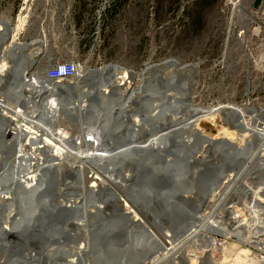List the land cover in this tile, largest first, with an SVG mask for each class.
Segmentation results:
<instances>
[{"label":"bare ground","instance_id":"1","mask_svg":"<svg viewBox=\"0 0 264 264\" xmlns=\"http://www.w3.org/2000/svg\"><path fill=\"white\" fill-rule=\"evenodd\" d=\"M231 4L234 9L244 13L237 0ZM43 41L41 38L28 43L18 41L11 34L8 23L0 19V83H4L0 89V108L11 110L10 107H12L7 115L16 119L17 125L11 123L9 127H13L15 134L27 136L24 134L27 133L29 141V148L24 147L22 143L16 144L18 147L14 148L13 157L11 159L6 157L8 160L2 165L5 166L3 172H0V207L4 206L7 209L2 215L0 246L6 237L13 241L12 248L9 250L16 258L12 263L25 264L28 261L26 257L19 256L23 244V246L30 245L32 248L29 253L34 261L31 264H90L88 255L91 244L79 243L77 239L66 242L61 234L66 228L70 234L81 236L82 233H87L92 228L98 229L97 223L99 222L97 221L100 220L105 222L103 226L121 229L125 232V243L119 240L117 244V241L112 240L110 245H117L123 253H127L129 260L132 258L145 259L146 256H150L146 264H157L161 259L171 255L174 260L184 258L187 263V252L180 253V251L186 244L194 243L191 248L204 255L203 259L198 257L200 262L221 264L211 262L208 255L216 244V239L212 234L217 233L224 237L230 235L221 227L217 228L218 225L213 226L216 219L218 221L224 217L222 214H228L226 223L231 228L244 227L246 232L251 233L248 246L257 248L263 253L253 258L248 253L249 251H244L245 260L240 264H264V245L259 240V237L264 234V181L255 186L251 185L253 181H258V179L252 180L254 174L257 175L261 171L264 175V169H260V166L264 165V155L259 149L255 150V155L254 153L252 155L251 150L254 149L250 147L246 154L242 153L243 148L240 151L239 147L227 139L215 140L204 137L197 123L191 120V116H212L220 106L208 108L191 104L189 86H193L194 80L190 76L194 71L193 66L147 65L141 73H136L119 68L117 65L107 64L98 69H81L77 80L66 88L53 85L44 77H40L38 73L31 72L38 56L43 52ZM21 51L27 52V55L20 54ZM19 66L21 70H18ZM183 75H186L185 80ZM136 78L139 79L140 85L137 88L128 89L130 80ZM147 86L152 88L149 95ZM72 89L79 91V94L63 102L62 97L69 95V90ZM95 95L99 96L98 103L106 110V115L108 113V119L99 114L103 111L92 115L93 108H90L87 111L89 116L86 117L89 119L84 123L82 112L86 110L90 97ZM13 96H16L18 101L12 99ZM147 101H149V106H146ZM226 109L232 115L237 116L236 121L240 123L238 126L240 125L241 129L245 128L246 131L257 136L261 134L260 140L264 142V133L253 132L246 122L241 121L244 116H247L244 111L235 105ZM261 112V118L254 117V122L251 121L252 127H255L256 123L264 124V110L261 109ZM113 114L116 116L113 117ZM59 117L68 120L71 124H78L81 134L77 140L72 139L65 131L59 129L58 132L51 131L50 126ZM44 119L46 122L40 125ZM164 126H170V128H167L165 133L158 134L161 127L166 129ZM119 129L120 131L117 132ZM125 129L131 130L129 139L120 137ZM153 129L159 132L150 136L149 133ZM10 133L9 131L8 134ZM144 138H148L149 141L145 139L139 143L140 145L135 144L137 139ZM169 141L172 142L171 149H185L193 173L197 168L209 166L218 170V177L208 192H202V186L199 189L195 187V189L193 185H190L191 187L180 194L174 193L177 201H182L184 204L182 206V203H179L178 211L192 219L190 220L192 222L189 225L184 222L185 228L179 234H171V236L168 234L163 238L152 233L153 231L151 232L145 226L137 214L140 213L147 220L153 221L157 227L169 225L165 220L155 218L150 213L154 206L162 202L163 196L160 194L153 198L156 201L155 204L149 198L146 203L145 199L149 197L146 196L147 193H139L131 187L138 163L144 160L145 155L141 152V154L130 156V147L146 145L152 151L159 152L157 146L166 149V143ZM68 154L74 155L75 160L72 161ZM251 158L255 163L251 162ZM145 159L148 160V158ZM164 161H169V158ZM240 161L246 163L239 165ZM62 162H69L64 166L75 181L64 183L69 190L61 191V195L58 194V196L52 191L53 196L48 198V195L42 194L47 189L44 176L47 177L51 171L58 174ZM146 164H150L149 160ZM233 166L238 171L234 175H229L223 189L216 195L214 190H216L217 183L227 170H233L231 168ZM85 168L89 173L85 174V177L88 176L91 181L88 184L84 183L82 178ZM64 171L61 170L62 173ZM229 190L234 193V198L247 197L252 207L255 208V211L249 213L247 223L242 222L240 216L235 213H230L231 205L225 203ZM193 193L202 198L196 207L193 205L196 202L195 199V202L191 204L187 199ZM214 194L217 204L211 202ZM58 197L62 198L58 199ZM169 197L171 198L172 195ZM174 199L172 197L173 201ZM203 199L207 200V204L211 203L207 207L210 213L202 212L195 218L196 213L193 215L192 209L196 208V212H201ZM47 203L51 207L67 208L72 213L70 219L58 224L51 234L48 232V227H41L35 221V216L41 210L40 206ZM17 210L22 211V216L25 217L22 219L24 222L19 218L11 221L13 213L15 215ZM130 216L135 219L131 221ZM137 228L140 231H137ZM176 228L178 229L177 226ZM27 230L37 237L33 244L23 243V233ZM96 232L98 234V230ZM129 238L135 240L136 244L129 246L128 241L126 242ZM36 242H40L39 245H35ZM97 244L95 246L94 243L91 247L101 249L102 246L99 247ZM155 246L156 248L153 249ZM159 251L165 253L160 258L157 255ZM127 262L122 259L116 264H127ZM190 264H193V261Z\"/></svg>","mask_w":264,"mask_h":264},{"label":"rangeland","instance_id":"2","mask_svg":"<svg viewBox=\"0 0 264 264\" xmlns=\"http://www.w3.org/2000/svg\"><path fill=\"white\" fill-rule=\"evenodd\" d=\"M233 1L235 0H111L110 3H107L106 9L101 13L98 34L96 39H94L93 34L96 32V20L93 19L94 13L103 0H75L76 3L81 2L82 7L78 13L72 15L70 21L71 25L72 22L75 25L76 36L83 37L81 44L85 45V49L78 52H51L44 51L43 49L31 72L34 74L38 73L40 77H44V72L47 67L56 60L65 59L76 60L82 69H98L107 64H112L136 73H141L147 65H166L170 67L193 66L194 71L190 76L194 81L193 86H189V101L191 104L208 108L220 106L218 111L212 116H191V120L197 123L204 137L215 140L227 139L237 147L240 146V143L244 142V137L250 142L255 140L258 142L262 135H258L260 138L257 139L258 137H255L249 131L241 129L238 126V121H236L237 116L229 113L230 111L226 108L235 105L244 111L247 116L250 115L252 117V115H256L255 118H261L262 116L261 109L264 110V91L259 88L261 81L258 79L257 69L264 60V4L261 3L258 8H255L253 7L252 0H237L240 7L243 8L244 13H241L233 8L231 4ZM16 7L17 0H0V19L4 22L6 21L11 27L13 26V18L16 14ZM41 18H43V15L37 19L38 24L29 32V36H19L17 40L20 39L22 42L26 41L28 43L29 41L38 39ZM81 26H83L82 29ZM48 31L49 33H56L54 29ZM54 40L56 39L53 37ZM20 54L27 55V52L21 51ZM3 70L5 71V68ZM18 70H21V66H19ZM185 78L186 75H183L184 80ZM139 85L138 78L130 80L128 89L137 88ZM3 86L4 83H0V89ZM166 90H169V88H166ZM77 94H79V91L76 89L69 90V95H63L62 101L66 102ZM12 99L17 100V97L13 96ZM115 116L116 114H113V117ZM251 121L252 123L254 122L253 117L250 118V124L247 123L250 127H252ZM45 122L44 119V121L40 122V125ZM234 125H237V127H234ZM50 128L53 132H58V129L65 131L72 139L76 140L81 134V129L78 124H71L62 117H59ZM165 128L163 129L161 127L158 134L165 133L170 126ZM119 131L120 129L117 132ZM120 137H123V135L121 134ZM145 139L149 141L148 138L137 139L135 144L140 145L139 143ZM255 146L252 143L253 149H255ZM157 147L159 152L164 150L159 146ZM238 149L241 151L242 147ZM251 152L252 155L256 153L255 150H251ZM1 154L3 155L1 156ZM12 156L13 154L10 151L7 152L1 149L0 172L5 167L2 165ZM73 156L69 155L72 161L75 160ZM253 160L251 158V162L255 163ZM68 163H60L61 170H65L63 173L60 170L58 174L56 173L57 175L53 171L50 172L51 175L49 174L53 186L51 192L53 191V194L56 196L58 194L61 195V191L64 192L69 188L64 183H73L75 181V178L66 170V166H64ZM239 163V165H244L246 162L240 161ZM194 167L197 166L194 165ZM231 168L233 170H227L222 179L217 183L216 190H214L216 195L223 189L224 183L229 175H234L238 171L234 166ZM260 169H264V165L263 167L260 166ZM258 173L257 175H253L252 180L258 179V181H253L251 183L252 186L264 181V175L261 171ZM85 174H89L86 168L83 171L84 177L82 175V178L83 182L88 184L91 181L88 176L85 177ZM114 174H116V170H114ZM208 183H210L209 180H205L203 184ZM189 185H193V188L196 187L198 189L201 187L195 185L193 182ZM215 194L211 202L217 204ZM234 196L232 190H229L225 197L226 202H224L226 205H231L230 213H235L240 216L242 222L247 223L249 221V213L255 211V208L252 207L247 197L238 199L237 197L234 198ZM61 198L58 197V199ZM149 199L155 204L156 201L153 198ZM187 199L190 204L196 200L195 204H193L195 207L202 201L201 196L194 193L190 194ZM206 202L207 200L203 199V205L201 204L200 207L201 212H196L195 218L199 213H210L207 207L211 203L207 204ZM1 207L4 208V206ZM120 207L123 208L122 205ZM154 208L158 212H162L164 209L162 202H159ZM137 214L145 226L151 232L153 231L152 233H156L159 237L168 234L171 236L172 233L167 225V227L165 225L157 227L153 221L147 220L140 213ZM222 215L224 217L218 221L215 218L216 221L213 222V226L216 227L218 225L217 228L221 227L224 231L230 233V235L224 237L221 234H212L216 239V244L208 255V259L211 262L240 264L245 260L244 253L248 251L253 258L263 255L259 249L248 246L251 233L246 232V229L242 226L239 228H231L226 223L228 214ZM130 218L131 221L135 219L132 216ZM190 220L186 222L187 225L192 222ZM97 222H99L97 223L99 228L105 224L104 221L98 220ZM176 226L174 227V235L184 230L185 223L180 222ZM139 228L136 230L140 231ZM61 236L64 237L63 239L66 242L77 239L79 243L92 244L94 240L95 246L97 242V245H100L99 243L104 239L97 233H93L92 229L87 233H82L81 236H76L67 232L65 228ZM259 240L264 245V234L259 237ZM12 242L9 237H6L4 243L0 246V264L9 263V261L16 258L14 254L10 253L11 250H9V248H12ZM30 243L33 244L34 242L32 241ZM39 243L36 242L35 245H39ZM41 243L44 244L43 242ZM193 244H186L180 251V253L187 252V263L184 261V258L174 260L171 255H168L165 259L157 262V264H190L192 261L193 264H204V261L200 262L201 260L198 258L200 256L203 259V253L191 248ZM24 246L22 244L19 256L26 257L28 264H31L34 261V258L29 253L32 248H30V245ZM95 246H90L89 249L90 254L88 257L90 256V264H101L107 259L108 254L112 250L109 248L104 249V247L99 250ZM155 248L156 246L153 249ZM16 253H19V251H16ZM10 254H12L11 260L9 259ZM164 254V252L160 251L157 253L159 258Z\"/></svg>","mask_w":264,"mask_h":264},{"label":"water","instance_id":"3","mask_svg":"<svg viewBox=\"0 0 264 264\" xmlns=\"http://www.w3.org/2000/svg\"><path fill=\"white\" fill-rule=\"evenodd\" d=\"M147 92L148 95L152 92V88L147 86ZM99 96H91L89 103H87V108L85 111L82 112L83 115V122L85 123L89 118H86L89 116L90 108H93L92 115L97 112L103 111L99 114H102L105 119H108V113L106 115V110L101 107L100 103H98L97 98ZM146 106H149V101L146 102ZM95 108V111H94ZM111 122V120H110ZM122 128V127H121ZM122 133L123 137L126 139H129L130 129L123 130ZM159 132L156 129L151 130L149 133L150 136H153L155 133ZM114 143V142H112ZM109 144H111L109 142ZM172 142L169 141L166 143V149L162 150L160 153L156 151H152L151 148L147 147L146 145L143 146H134L132 145L130 147V156H133L134 154H141V152L145 155V158H148L150 164H146L148 162L147 159L144 158V160H140L142 162L138 163L137 171L135 173V177L132 180L131 187L135 189V191L139 193H147L145 199V202H148V198H156L160 194L163 196L162 200V206L163 211L158 212L154 208L150 210V213L155 218H161L162 220H165L168 222V228L171 231L172 234H174V227L178 225L180 222H187L190 219L188 216H183L179 211L178 207H180L179 203H182V206H184L182 201H177L176 197H174V193H179L180 191H184L187 189L192 182L195 185L202 186L201 190L202 192H208L211 187L216 182V179L218 177L217 172L218 170H214L213 167L204 166L197 168L196 172L193 173L191 165L188 162V159L186 157L185 149L178 148V149H171ZM114 146V145H113ZM117 148L116 146H114ZM163 147V146H162ZM233 149V147H232ZM166 158H169V161L165 162L164 160ZM164 162V163H163ZM167 163V164H165ZM156 165V166H154ZM50 173L44 176L46 182H47V189L42 194L48 195V198H51L53 196L51 190L53 189L52 182H51V176H49ZM205 180H209L210 183H208L206 186L203 184ZM211 180V181H210ZM204 185V186H203ZM167 194V195H166ZM169 195H172L174 201L172 200V197L170 198ZM17 202V200H15ZM18 203V202H17ZM28 208V207H27ZM26 209V208H25ZM40 211L35 216V221L38 223L41 227H48L49 233H53L56 226L58 224H62L67 219H70L72 216L71 210L67 208H63L60 206H54L51 207L48 203L40 206ZM6 207H0V230H1V222H2V215H4V212L6 211ZM197 209L193 208L192 213L193 215L196 213ZM18 216V217H17ZM29 216H27L28 218ZM14 218L19 219H25L24 216H22V211L17 210L15 215L12 216V222ZM28 220V219H27ZM26 220V221H27ZM23 221V220H22ZM25 221V222H26ZM24 222V221H23ZM54 226V227H53ZM188 228V227H187ZM186 228V229H187ZM52 229V230H51ZM185 229V230H186ZM93 230V233H97L103 237V241H101L98 245L99 247L102 246L104 249H111L112 252L108 254V257L106 260H104L101 264H116L120 260H129L127 253H123V251L120 250V248L117 245H110L111 241H117V244H119V240L123 243H125V232L123 230H117L113 229L107 226H102L101 228H98L96 230ZM23 243L29 244L32 241L37 240V237L34 235H31L30 232L27 230L23 233ZM114 238V239H113ZM117 238V239H116ZM42 240V239H39ZM128 241V242H127ZM126 242L131 245H135L136 242L133 239L126 240ZM94 244V241H93ZM93 244H91L93 246ZM90 245V246H91ZM101 247V248H102ZM97 249H99L97 247ZM100 250V249H99ZM12 257V254H10L9 259ZM150 257V256H149ZM149 257L146 256L144 258H132L127 262V264H146L149 261ZM11 260V259H10ZM144 260V261H143ZM12 261H15V259L7 262L6 264H13ZM143 261V262H141ZM25 264H28L27 262Z\"/></svg>","mask_w":264,"mask_h":264},{"label":"built area","instance_id":"4","mask_svg":"<svg viewBox=\"0 0 264 264\" xmlns=\"http://www.w3.org/2000/svg\"><path fill=\"white\" fill-rule=\"evenodd\" d=\"M110 2L111 0H103L98 9L95 10L93 19L96 20V32L93 34L94 39H96L98 34L97 31L100 25L101 13L106 9L107 3ZM262 4H264V1ZM81 7V2L76 3L75 0H17L13 26L11 27L9 25V29L11 34L16 36V39L19 38V36L27 37L29 36V32L35 28L36 24H38L37 19L43 15V18H41L39 22L40 35H38L39 38L44 40L42 42L44 43L42 47L46 44V41L49 40V37L52 39L54 37L56 39V43L59 45L58 48L60 49L57 52H78L84 50L85 45L81 44L83 37L76 36L75 25L73 22L71 25L70 20L72 15L78 13ZM82 28L83 26H81V29ZM50 29H54V32L56 33H49L48 30ZM18 41L22 40L19 39ZM259 66L260 67L257 69L259 75L258 79L261 81L259 83V88L264 91V60ZM81 69L80 64L76 60H56L46 68L44 72V79L53 85H60L67 88L77 80ZM8 109L0 108V151L1 149H4L13 154L14 148L18 147L16 144L22 143L24 147L29 148V141L27 133H24L27 136L18 133L15 134L12 130L13 127H9L11 123L17 125V120L12 119V116L10 117L7 115L12 110V107H10L11 110ZM252 117L254 118L256 115H252ZM250 118V115L244 116L241 121L249 124ZM242 129L245 130V128ZM249 129L257 134L264 133V124L256 123L255 127H251ZM9 131L11 132L10 135L8 134ZM254 136L258 137L257 135ZM259 138L260 137L257 139ZM252 143L254 146L256 144L254 150L259 149L260 153L264 155L263 140L259 139L258 142L257 140L250 142L246 139V137H244V142L239 144V147L243 148L242 153L246 154L249 147L250 149H253Z\"/></svg>","mask_w":264,"mask_h":264},{"label":"crops","instance_id":"5","mask_svg":"<svg viewBox=\"0 0 264 264\" xmlns=\"http://www.w3.org/2000/svg\"><path fill=\"white\" fill-rule=\"evenodd\" d=\"M262 1L263 0H252L253 7L258 8ZM58 47L59 45L56 43V41H53V39L49 37V40L46 41V44L43 46V49L44 51L57 52L60 50Z\"/></svg>","mask_w":264,"mask_h":264},{"label":"flooded vegetation","instance_id":"6","mask_svg":"<svg viewBox=\"0 0 264 264\" xmlns=\"http://www.w3.org/2000/svg\"><path fill=\"white\" fill-rule=\"evenodd\" d=\"M98 101V100H97Z\"/></svg>","mask_w":264,"mask_h":264}]
</instances>
